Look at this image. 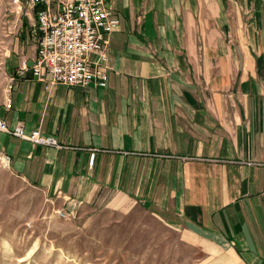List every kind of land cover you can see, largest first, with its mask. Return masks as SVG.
I'll list each match as a JSON object with an SVG mask.
<instances>
[{
    "label": "crops",
    "instance_id": "crops-1",
    "mask_svg": "<svg viewBox=\"0 0 264 264\" xmlns=\"http://www.w3.org/2000/svg\"><path fill=\"white\" fill-rule=\"evenodd\" d=\"M112 4L105 87L36 78L21 13L0 117L58 145L0 132L4 165L70 219L142 207L212 264H264V0Z\"/></svg>",
    "mask_w": 264,
    "mask_h": 264
},
{
    "label": "rangeland",
    "instance_id": "rangeland-1",
    "mask_svg": "<svg viewBox=\"0 0 264 264\" xmlns=\"http://www.w3.org/2000/svg\"><path fill=\"white\" fill-rule=\"evenodd\" d=\"M21 13L12 0H0V102L5 48ZM4 164L0 156V264H212L206 251L142 207H103L88 220L63 216Z\"/></svg>",
    "mask_w": 264,
    "mask_h": 264
},
{
    "label": "built area",
    "instance_id": "built-area-1",
    "mask_svg": "<svg viewBox=\"0 0 264 264\" xmlns=\"http://www.w3.org/2000/svg\"><path fill=\"white\" fill-rule=\"evenodd\" d=\"M23 14L33 13L31 27L39 35L33 63L34 76L50 84L107 86L108 71L94 61L97 53L107 60L106 46L120 20L112 0H12ZM28 12V13H27ZM7 108L12 107L8 101ZM0 132H7L36 144L58 145L57 139L40 129L26 132L22 124L10 127L0 117ZM9 159V158H8ZM63 216L67 214L60 212Z\"/></svg>",
    "mask_w": 264,
    "mask_h": 264
},
{
    "label": "bare ground",
    "instance_id": "bare-ground-1",
    "mask_svg": "<svg viewBox=\"0 0 264 264\" xmlns=\"http://www.w3.org/2000/svg\"><path fill=\"white\" fill-rule=\"evenodd\" d=\"M119 19V18H118ZM90 86V85H89Z\"/></svg>",
    "mask_w": 264,
    "mask_h": 264
}]
</instances>
